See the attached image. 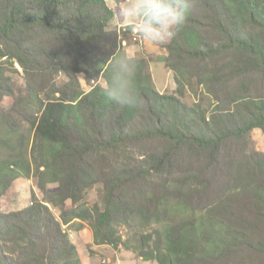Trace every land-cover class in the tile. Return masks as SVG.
<instances>
[{
    "label": "trees",
    "instance_id": "16d2710c",
    "mask_svg": "<svg viewBox=\"0 0 264 264\" xmlns=\"http://www.w3.org/2000/svg\"><path fill=\"white\" fill-rule=\"evenodd\" d=\"M117 9L107 0H0V201L21 177L45 195L11 212L0 202V264H81L63 228L73 220L113 248L127 243L118 226L157 224L138 251L159 264L264 263V153L250 136L264 134V0H192L166 45L179 96L156 90L148 61L135 57L138 107L101 93L111 56L127 53L123 26L109 28ZM193 77L212 109L179 98ZM7 95L32 137L3 108ZM96 185L102 208L85 201Z\"/></svg>",
    "mask_w": 264,
    "mask_h": 264
},
{
    "label": "rangeland",
    "instance_id": "374dc122",
    "mask_svg": "<svg viewBox=\"0 0 264 264\" xmlns=\"http://www.w3.org/2000/svg\"><path fill=\"white\" fill-rule=\"evenodd\" d=\"M109 6L113 7L114 0H107ZM116 21V23H115ZM114 20L109 25L110 29H120L119 23ZM123 32V47L134 57L146 58L149 63V71L151 73V85L161 93L178 95V84L175 81V72L169 66L167 60L168 53L166 45L171 40V37L161 43H150L144 41L134 30L128 29L126 26L122 28ZM15 68L12 72L14 84L17 89L25 88V80L22 68L15 63ZM82 89L89 91L90 87L86 84L84 76H81ZM58 81L63 83L66 77L59 75ZM103 85L104 81H100ZM185 95L180 96L182 102L189 106L199 103L205 109H212L213 99L207 93L205 87L199 83L196 77L191 81L185 82ZM3 108L10 112L22 124L23 131L32 137V129L30 125L17 113L14 107V97L7 95L3 97L1 102ZM251 147L254 150L264 153V134L261 128H254L250 132ZM21 181L17 185V193L13 197L1 198V211L11 212L23 209L33 203V193L39 199L44 198L43 192L37 187L33 178H20ZM57 184H49V191L56 189ZM85 201L90 207L97 205L99 208L103 207L104 194L103 186L96 185L90 188L85 193ZM55 216L60 219V210L50 204ZM66 207H71V202L66 203ZM168 222V221H167ZM169 223V222H168ZM63 228L68 232L72 242L76 244L78 249V256L81 264H159L157 261H147L139 256V240L142 234L153 233L158 225L155 223L141 226L138 221L130 226H118L119 234L122 235L123 240H126V245H121L118 248H113L109 245H95L93 243V230L90 224L86 221L84 223L79 220H73L67 223ZM253 264H264L255 256H252Z\"/></svg>",
    "mask_w": 264,
    "mask_h": 264
},
{
    "label": "clouds",
    "instance_id": "9594fccd",
    "mask_svg": "<svg viewBox=\"0 0 264 264\" xmlns=\"http://www.w3.org/2000/svg\"><path fill=\"white\" fill-rule=\"evenodd\" d=\"M192 0H122L117 9L126 27L146 42L161 43L175 34L187 20ZM136 58L127 53L111 56L110 75L101 88L107 102L121 107H138L142 97L134 84Z\"/></svg>",
    "mask_w": 264,
    "mask_h": 264
},
{
    "label": "crops",
    "instance_id": "0c3cea01",
    "mask_svg": "<svg viewBox=\"0 0 264 264\" xmlns=\"http://www.w3.org/2000/svg\"><path fill=\"white\" fill-rule=\"evenodd\" d=\"M115 1V0H114ZM120 3H117L116 1H115V4H114V6H113V8H115V7H119V5L121 4V2H122V0H120L119 1ZM118 22L117 23H119V26L121 27V26H126L127 25V21H120V20H117ZM115 23H116V21H115ZM135 31V30H134ZM21 181V179H18L16 182H15V184H16V189H17V185H18V183Z\"/></svg>",
    "mask_w": 264,
    "mask_h": 264
}]
</instances>
